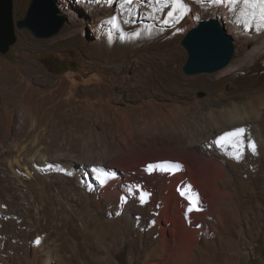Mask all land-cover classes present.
<instances>
[{"label":"rangeland","instance_id":"rangeland-1","mask_svg":"<svg viewBox=\"0 0 264 264\" xmlns=\"http://www.w3.org/2000/svg\"><path fill=\"white\" fill-rule=\"evenodd\" d=\"M30 1L12 0L15 20ZM114 5L105 20L81 13L78 25L66 17L45 39L16 29V43L0 54V264H45L47 257L56 264H165L162 246H172L174 231L161 214L171 217L170 207L187 211L200 236L187 264H264V105L241 109L228 126L220 120L222 108L264 96V56L244 58L250 45L232 36L229 65L186 75L180 39L214 17L212 6L182 31L122 44L115 9L122 4ZM188 14L178 9L168 23L123 18L132 35L138 23L152 21L157 33ZM232 64L240 69L228 75ZM241 125L245 139L220 135ZM35 152L50 166L30 160ZM120 155L126 160L112 169L119 179L111 187L122 195L115 198L105 194L97 166ZM80 168L89 171L88 184L76 178ZM174 174L175 188L160 190L161 179Z\"/></svg>","mask_w":264,"mask_h":264},{"label":"bare ground","instance_id":"bare-ground-1","mask_svg":"<svg viewBox=\"0 0 264 264\" xmlns=\"http://www.w3.org/2000/svg\"><path fill=\"white\" fill-rule=\"evenodd\" d=\"M54 1L57 5L59 13L61 15H63L65 18L67 17L73 23L78 24V25H80L82 22V20H77L79 14L88 13V14H91L92 16H94L97 20H105L108 17H111L112 9L114 8L113 5L118 3V2H121L122 8H119V5H117L115 7V9H117V11L120 13V16H121L119 18V24L121 25V28L123 30V31H121L122 32V36H121L122 39L121 40L123 42L120 41V42H122V44L132 41L131 40L132 37L140 39L141 41L142 40L149 41L153 36L154 37L159 36L160 34H162L163 32H166V31L167 32L170 31V32H174V33H177L178 31H182L194 23V20H196L195 18H196V16H198L200 9H202L204 7L212 6V9L214 10V17H211V18L218 19L221 22V24L226 28V31H228L227 33L230 34L231 36H233L236 41H239L241 44H249L250 45V49L244 52L245 53L244 58L255 59V58L264 56V26L261 27L256 32V31H253L252 29H244L241 25H239L237 23V20H236V12H237V9L239 7V3H236L234 5H230L227 2V0H115L108 5L97 4V5L84 6V5H81L79 3H73V2L72 3H70V2L66 3L65 1H67V0H64V1L54 0ZM84 7L89 8L91 11L86 12L85 10L82 9ZM178 9H183L184 11L190 10V14H188L189 16H188V18L186 17L187 18L186 20H184L182 22L179 21L176 23H171L170 26H168L170 28H167V29L164 28L160 32H157V33H154L155 28L153 27L154 23L152 21H151V23H138V24L133 26L136 29L135 32L132 35H128L129 32H128V26L126 23L127 21H125L123 18L124 14H127V13L139 14V15L142 14L143 16H148V18L150 16L151 18H149V19H151V20H155V21L162 20L164 23H168L167 21H168L169 16H173L175 11H177ZM124 24H126L125 27H123ZM130 26L131 25H129V27ZM65 34L67 35L68 33L66 32ZM171 40H173V39H171ZM158 41H160V39H158ZM164 54H165V52H164ZM166 59L168 61H166V64L163 66V68L168 67V63L170 62V57H168ZM236 66H238V64H232V65L228 66V68L226 69L227 70L226 74L230 75V74L234 73L236 70L240 69V67H236ZM146 81H147V79H146ZM139 84H140V82H139ZM132 87H134V86H132ZM110 88H111V86H110ZM134 91H135V89H134ZM124 92H126V91H124ZM124 95L125 94L123 93V96ZM131 99H133V98H131ZM258 105H264V96L263 95H260L258 98L254 99V101H250V102L246 101L244 104L236 105L233 108H229V106L222 108L221 109V115H220L221 117L219 116L220 120L223 122V124L228 126V124L231 123V120L237 114L240 113L241 109L249 108L251 111V109H254V107H256ZM127 109H128V107H127ZM243 122L244 121H241V124ZM240 128H243V126L241 125L238 128H235L234 130H231V131L234 132L236 129H240ZM227 130H228V128H227ZM225 134H226L225 130H223L220 133V135L222 137H224ZM236 135L239 137V140L246 138L245 137V131L242 134H236ZM206 137L208 138V136H206ZM206 137H204V138H206ZM250 140L252 141V145L253 144L255 145V143L257 142V139L255 138L254 135L250 136ZM120 144H122V143H120ZM193 145H196V143H193ZM153 150H152V152H154ZM118 151L128 152V148L127 147H121V149ZM193 151L194 152H201V151H195V150H193ZM203 153H205V152H203ZM59 155L60 154H55L53 156L56 158ZM29 159L32 160L37 165L40 164L41 166H43V165L47 166L49 164L48 162L44 161L45 158L43 156H41L38 152H35L32 156L29 157ZM125 160H126L125 157H122L120 155V156H116L115 158H113V160H111L109 162L108 161L101 162L100 163L101 167L97 166V170L104 177L103 178V180H104V184H103L104 185L103 186L104 192L106 195H108L110 197L117 198L120 195H122L121 192L115 191L111 187L116 182V180L119 179L118 176L113 175L112 169L115 167H118V166H123L125 163ZM43 161H44V163H42ZM19 163H20V159H18L17 164H19ZM50 163L55 165L58 162H57V160H53V161L51 160ZM49 166H50V164H49ZM108 167H110V169H108ZM105 169L109 170V171L105 173L104 172ZM28 173H30V172H28ZM75 175H76L77 179L81 180L82 184H88L89 183V181L86 178H83V177H89V171H87L86 169L80 168L79 171ZM119 201H121V200H119ZM45 264H56V263L52 257H47L45 260Z\"/></svg>","mask_w":264,"mask_h":264},{"label":"water","instance_id":"water-1","mask_svg":"<svg viewBox=\"0 0 264 264\" xmlns=\"http://www.w3.org/2000/svg\"><path fill=\"white\" fill-rule=\"evenodd\" d=\"M58 12L54 0H31L25 15L15 20L12 0H0V54L16 43V29H27L38 39L56 35L66 21ZM180 45L187 53L182 65L186 75L217 72L230 64L235 51L233 37L216 18L199 20L180 39Z\"/></svg>","mask_w":264,"mask_h":264},{"label":"crops","instance_id":"crops-1","mask_svg":"<svg viewBox=\"0 0 264 264\" xmlns=\"http://www.w3.org/2000/svg\"><path fill=\"white\" fill-rule=\"evenodd\" d=\"M185 152H187V150H185ZM189 152H191L192 155L198 153V152H194L193 150H190ZM206 162L207 161H204L203 164L199 166V169L202 170L203 175L208 170L205 167ZM145 163H148V162H145ZM211 173L212 171L210 172V174ZM184 177H185V182H186V185H184V188L190 187L188 177L185 175ZM161 181L162 183L159 185L160 190H171V189H174L175 188L174 185L177 184V176L174 174L172 175V177L169 176V178L161 179ZM167 208L169 207L165 206L164 211H166ZM170 208L171 209H169L168 212H170L172 216L170 217V216L161 214L162 215L161 217L163 220H166V218H168L172 223L171 226L168 227V231L169 232L172 231L171 229H173L174 231L173 235L170 234L172 235L171 238L174 239L172 243V246L173 245L174 246L172 247L171 244H167V243L163 244L164 246H162L161 259L164 260L165 264H187L193 257L197 245L201 242L200 236H199L198 231L188 224L189 220L187 221L186 219L188 216L187 211H184V213H182L181 211L179 214H176L177 210H175V208L173 210L172 207ZM190 209H191L189 210L190 212L193 211V208L190 207ZM219 211L220 209L218 210V212Z\"/></svg>","mask_w":264,"mask_h":264},{"label":"snow or ice","instance_id":"snow-or-ice-1","mask_svg":"<svg viewBox=\"0 0 264 264\" xmlns=\"http://www.w3.org/2000/svg\"><path fill=\"white\" fill-rule=\"evenodd\" d=\"M228 2L230 3V4H236V3H238L239 2V0H228ZM243 2L245 3V4H249V3H252V0H243ZM258 3H259V5L261 6L260 7V13H261V16H260V18H261V20H264V0H258ZM250 13H252L253 14V17L255 16V13H254V10L253 9H249L248 10ZM245 22H247V21H245ZM244 132V129L243 128H240V129H236L234 132H232V133H226L225 135H229V136H231V135H236V134H242ZM252 147H253V149H254V144L253 145H251ZM191 210V209H190Z\"/></svg>","mask_w":264,"mask_h":264},{"label":"trees","instance_id":"trees-1","mask_svg":"<svg viewBox=\"0 0 264 264\" xmlns=\"http://www.w3.org/2000/svg\"><path fill=\"white\" fill-rule=\"evenodd\" d=\"M249 264H251V263H249Z\"/></svg>","mask_w":264,"mask_h":264}]
</instances>
